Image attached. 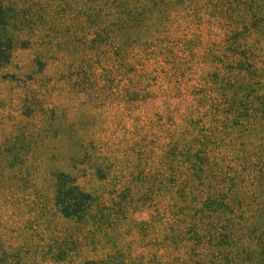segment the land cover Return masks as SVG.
Masks as SVG:
<instances>
[{
    "label": "trees",
    "instance_id": "trees-1",
    "mask_svg": "<svg viewBox=\"0 0 264 264\" xmlns=\"http://www.w3.org/2000/svg\"><path fill=\"white\" fill-rule=\"evenodd\" d=\"M80 1L76 77L106 97L90 167L118 188L108 201L53 172L52 210L73 229L51 238L46 258L264 264V0ZM11 7L0 0V66L15 44ZM144 211L120 242L102 243ZM23 250L4 248L0 264H23Z\"/></svg>",
    "mask_w": 264,
    "mask_h": 264
},
{
    "label": "rangeland",
    "instance_id": "rangeland-1",
    "mask_svg": "<svg viewBox=\"0 0 264 264\" xmlns=\"http://www.w3.org/2000/svg\"><path fill=\"white\" fill-rule=\"evenodd\" d=\"M3 2L12 6L15 44L0 66V253L23 248L29 250L23 264H56L44 252L51 238L68 235L73 225L52 210L50 175L69 172L81 188L108 201L118 188L115 178L101 180L90 167V156L100 151L86 143L93 121L100 122L106 112L105 92L103 86L88 85L84 74L76 77L75 63L86 48L73 37L87 30L76 0ZM79 6L85 8L86 1ZM147 214L130 213L102 243L120 242L124 228Z\"/></svg>",
    "mask_w": 264,
    "mask_h": 264
}]
</instances>
